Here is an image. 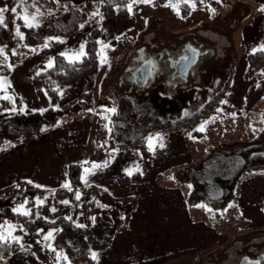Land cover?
<instances>
[{
	"label": "rangeland",
	"instance_id": "rangeland-1",
	"mask_svg": "<svg viewBox=\"0 0 264 264\" xmlns=\"http://www.w3.org/2000/svg\"><path fill=\"white\" fill-rule=\"evenodd\" d=\"M166 1L0 0L1 140L33 128L39 119L28 114L44 109L23 77L50 67L54 55L78 60L90 38L97 45L95 69L48 104L46 118L56 126L49 140L21 151L30 158L43 151L55 160L30 169L40 187L31 190L36 184L28 178L0 192L9 195L0 197V238L24 242V232L16 234L24 224L9 221L11 213L42 220L34 229L36 257L45 264H97V253L110 264H238L245 256L264 264V230L252 225L264 221V168L234 177L248 164L264 163V70L246 74L249 54L264 53V0H191L185 18L171 5L156 12L160 20L170 30L195 25L197 33H136L152 8ZM122 5L127 19L104 17L103 8ZM183 42L199 54L182 84L126 81L138 49L150 54ZM93 99L102 106L94 108ZM139 139L148 157L126 147ZM74 162L82 165L80 187L55 197L54 188L70 187L65 166ZM135 173L139 181L127 185L113 177ZM152 173H158L154 182ZM225 184L231 196L212 207L224 200ZM170 187L181 191L180 202L163 191Z\"/></svg>",
	"mask_w": 264,
	"mask_h": 264
},
{
	"label": "trees",
	"instance_id": "trees-1",
	"mask_svg": "<svg viewBox=\"0 0 264 264\" xmlns=\"http://www.w3.org/2000/svg\"><path fill=\"white\" fill-rule=\"evenodd\" d=\"M120 7L112 8V7H106L102 9V13L106 19H110L112 17H117L121 20H125L129 17V12L126 9L125 5H122ZM97 30L93 31V34L95 35V32ZM97 64V45L94 38L88 39L84 44V53L78 60L69 61L65 59L62 55H54L52 65L40 72H38L36 75H34L31 78H25V80L30 81L33 84V87L35 89L36 96L38 97L40 103L44 106V109L41 111H36L29 113L28 116L31 118L39 119L35 126L33 128L26 129L20 133L12 134L10 136H4V140L0 139V148H8L10 145L20 144L24 142H28L34 138H37L40 136V133L42 129L45 126H49L53 124V120L48 121L46 116L49 112L52 111L51 103H54L56 101L57 95L64 86L72 82L73 80L80 78L81 76L86 75L87 73L93 71ZM257 70H264V53L263 51H256L251 54H249L247 58V68H246V74L251 75L253 72ZM0 102H2V99L0 98ZM48 105V106H47ZM206 115H201L200 117H203ZM18 115H13L9 118L15 119ZM198 120H201L199 118ZM40 122H42V125H40ZM3 141V142H2ZM134 147H136L140 154L144 157L149 156V152L145 148V144L143 139H139L133 144ZM161 154V153H159ZM217 157V156H216ZM216 157L212 158L213 160H216ZM219 158V157H217ZM207 165V163H205ZM219 165V164H218ZM209 166V165H207ZM210 167V166H209ZM264 168V163H252L248 164L245 167L238 169V171L234 173V177L238 178L240 174L250 171V169L255 168ZM82 171V165L80 162H74L68 165L67 169V176L69 181V188H56L54 189V196H66L71 195L76 188H79L81 185L80 182V174ZM196 179L199 183H203V187H206L205 181H203L202 175L195 173ZM223 177L227 178L228 175H223ZM225 178H222V180H226ZM118 180L122 183L132 182L139 180L138 175H130V176H124L119 177ZM230 181V180H228ZM227 184V181L225 182ZM224 185L225 195L224 200L221 202L212 201L210 205L212 207L216 206H222L224 202L231 196V190H226V188H229ZM226 186V187H225ZM207 194H211V197L215 196L212 192L207 190ZM218 195V194H217ZM219 196V195H218ZM218 196L216 198H218ZM32 215H22L19 213H11L10 216H8L7 219L9 221H13L16 223V226H20L24 224V229L19 228L16 229V234L24 232V239L23 244L19 242L17 237L15 238H6L2 239L0 238V262L4 261L8 256L18 252L20 249H28L32 252L38 251L40 248V245L37 242L38 233L35 231L36 225L42 224V220L37 221L35 218L30 220L29 218ZM21 222L22 224H20ZM99 246H102L99 244ZM88 263H92L91 259H88Z\"/></svg>",
	"mask_w": 264,
	"mask_h": 264
},
{
	"label": "crops",
	"instance_id": "crops-1",
	"mask_svg": "<svg viewBox=\"0 0 264 264\" xmlns=\"http://www.w3.org/2000/svg\"><path fill=\"white\" fill-rule=\"evenodd\" d=\"M25 78H29V77H23V81L30 82L28 80H25ZM77 79H75V80H77ZM66 86H64L62 89H60V91H59V93L57 95L56 101L62 100L61 96H62V94H63V92L65 90L64 88ZM84 91L86 92V89ZM16 100H19V98L17 97ZM69 101L70 100H67V103H69ZM91 102H92L94 108H96V107L99 108V107L102 106L101 100L93 99V101H91ZM103 105H106V104H103ZM84 107H87V105H84ZM51 112H49L48 114H51ZM54 125L55 124L53 122L52 125L45 126L42 129L39 137L34 138V139H32V140H30L28 142H24V143H20V144H17V145L10 146L9 148H6L5 150H3L0 153V163H2V171H1V175H0V192H2L4 190H6L8 192V189L11 188V185H10L11 183L25 182V184H28L29 182L27 181V179L31 178L33 180V176L36 175V174H33V173H32L33 175L29 174V172L32 171V170H30L31 168L34 167V169H35L36 166H40V165H42L44 163H51L52 164V163L55 162V160L50 159L49 157H47V155H44L45 153L43 151H39L41 153V155H39L38 157H34V158H30V157H27L26 155H22V152H21L22 150H25L27 148V145H31V146L32 145H36L37 147H39L38 149H40V147L42 146L41 144H44V142L49 140V137H48L49 133L52 132V131H55L56 126H54ZM174 127H177V126H172V128H174ZM174 132H176V133L178 132L179 133V132H181V130L177 129ZM184 136H186V135L184 134L183 137ZM184 139H185V137H184ZM58 141H62L61 138H59ZM133 144L134 143L128 144L126 147L131 150L130 147ZM117 147H118V145H116V148ZM2 160H3V162H2ZM68 165L65 166L66 175H67ZM26 166H28V167L26 168ZM152 174L153 175L150 176V179H151V182H154V180L156 179V176L158 175V173H152ZM99 175H100L99 178L100 177L102 178V174L100 173ZM131 175H138V174L135 173V174H131ZM95 176H98V175H95ZM124 176H130V175L118 174V175H114L113 177H115V180L118 183L124 184V185L139 181V180H136V181H132V182L122 183V182H120L118 180V178L119 177H124ZM240 176H241V174H240ZM250 176L251 175L244 176L243 177V182H247L248 180H250V178H251ZM252 177H254V176H252ZM139 179H140V176H139ZM33 181H34L33 183L31 182L32 184H36V183L39 182L38 180H33ZM55 186L56 185H51L50 188L53 189ZM31 187H32L31 190H37V187H40V186L38 184H36L35 186L32 185ZM54 189H56V188H54ZM163 191L167 194V196L170 198V200L173 199L174 201L180 202V199H179V197L181 196V191L180 190L175 189L174 187H172V188L170 187V188H165ZM136 195L138 196V198H140L139 193H137ZM8 196L6 198H4L5 195L0 196V197H2V199L3 198L7 199V198H9ZM126 196H132V194L128 193V194H124V195H115V194L113 195V197L115 199L123 198V197H126ZM182 198H183V196H182ZM260 200H261V198L259 199V201ZM183 203L186 206V203H185L184 199H183ZM243 205H247L250 208L252 206L251 203H245ZM261 210L264 212V201H263ZM261 214H264V213H261ZM252 225L261 228L259 230H264V221L263 222H254ZM97 254L95 255V258L96 257L98 258V260L96 262L97 264H110V262H105V259H103L101 257V253H99L98 255ZM0 264H45V263L41 262V261H39L37 259L36 252H32V251H30L28 249L23 248V249H20L18 252L8 256L4 261L0 262Z\"/></svg>",
	"mask_w": 264,
	"mask_h": 264
},
{
	"label": "flooded vegetation",
	"instance_id": "flooded-vegetation-1",
	"mask_svg": "<svg viewBox=\"0 0 264 264\" xmlns=\"http://www.w3.org/2000/svg\"><path fill=\"white\" fill-rule=\"evenodd\" d=\"M190 1L191 0H167L166 2L162 3L161 7H159L156 4L152 8V12L147 14L148 16L147 20L143 21L142 19H140V21H143L142 25H140V29L137 28L135 32L136 33H197V28L195 27V25L192 26L189 30H187L188 32L182 29L170 30L167 27V25L163 21H161L158 15L156 14L158 10L163 11L162 9H165L166 7L170 9L171 5H175L177 7L176 16L180 18H185L188 15V11L192 7V4ZM222 1L223 0H221V2ZM227 2L228 0L225 1V3ZM137 12L139 13V10ZM221 17H224L225 18L224 22H227L229 19V14H227L226 16H221ZM201 22L202 24L207 23V20L203 19V21H200V23ZM229 26L230 25L228 24V27ZM188 46L191 49H194L193 45L189 42H183L182 44H177L173 48H170V46H163L162 48H159L160 50L158 49L154 50L150 54H146L143 48L138 49L136 54H134L131 59L132 60L131 65L126 67L125 69L126 70L125 71L126 81L130 82L132 85H138L135 82L137 71L140 69L142 65L149 64L152 66V68H154L152 72V77L147 78L143 85H146L149 81L157 83L159 82V79L165 80L166 78L167 81L170 80L172 82V87L176 88L177 85L182 84L183 81H186L190 69L193 68V66L196 64V60L198 58L199 51L196 52L195 63L188 69L184 78H182L179 74H176V73H179V70L176 69V64L178 61L186 57L185 49ZM121 79H123V77H121ZM259 261L260 260L258 259L257 256L255 258L245 256L239 260L238 264H259Z\"/></svg>",
	"mask_w": 264,
	"mask_h": 264
},
{
	"label": "water",
	"instance_id": "water-1",
	"mask_svg": "<svg viewBox=\"0 0 264 264\" xmlns=\"http://www.w3.org/2000/svg\"><path fill=\"white\" fill-rule=\"evenodd\" d=\"M186 57L181 59L176 64V69L179 70V74L182 78L185 77L188 69L195 63L196 60V52L191 49L189 46L185 49ZM154 68H152L149 64H144L140 67V69L136 73L135 82L138 85H143L147 78L152 77V72Z\"/></svg>",
	"mask_w": 264,
	"mask_h": 264
},
{
	"label": "snow or ice",
	"instance_id": "snow-or-ice-1",
	"mask_svg": "<svg viewBox=\"0 0 264 264\" xmlns=\"http://www.w3.org/2000/svg\"><path fill=\"white\" fill-rule=\"evenodd\" d=\"M95 255V254H94Z\"/></svg>",
	"mask_w": 264,
	"mask_h": 264
}]
</instances>
